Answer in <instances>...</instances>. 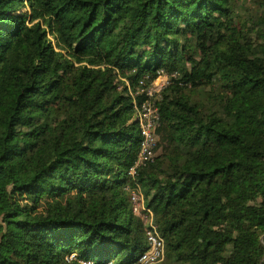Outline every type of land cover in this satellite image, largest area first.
Listing matches in <instances>:
<instances>
[{
    "label": "trees",
    "instance_id": "trees-1",
    "mask_svg": "<svg viewBox=\"0 0 264 264\" xmlns=\"http://www.w3.org/2000/svg\"><path fill=\"white\" fill-rule=\"evenodd\" d=\"M137 184L161 264H264V0H0V264H131Z\"/></svg>",
    "mask_w": 264,
    "mask_h": 264
},
{
    "label": "built area",
    "instance_id": "built-area-1",
    "mask_svg": "<svg viewBox=\"0 0 264 264\" xmlns=\"http://www.w3.org/2000/svg\"><path fill=\"white\" fill-rule=\"evenodd\" d=\"M173 77H176L174 75ZM171 77L165 73H161L160 77L153 85L148 87L145 92V100L139 104L134 97L135 121L139 124L141 131V148L137 161L133 168L129 171V176L135 178L140 168L146 167L154 163L158 157V134L159 127V107L158 103L161 99L163 90L170 85ZM143 84V82H142ZM130 194L131 208L134 215L141 218L146 227L147 249L131 264H161L166 259V243L161 236L157 225L154 221V213L147 206L145 197L142 193L140 185L135 187H127ZM74 257V256H72ZM82 264H92L82 262ZM108 264H114L109 262Z\"/></svg>",
    "mask_w": 264,
    "mask_h": 264
},
{
    "label": "rangeland",
    "instance_id": "rangeland-1",
    "mask_svg": "<svg viewBox=\"0 0 264 264\" xmlns=\"http://www.w3.org/2000/svg\"><path fill=\"white\" fill-rule=\"evenodd\" d=\"M249 4V3H248ZM250 5V4H249ZM122 80H124V79H122ZM206 94V93H205ZM203 95V97H202V100H204L205 98H206V95ZM205 107H206V103H202L201 104V110H204L205 109ZM160 141V135H158V142ZM162 153V148H159L158 150H157V154H158V156L160 155ZM142 189V188H141ZM126 190H127V187H126ZM142 193H143V195H144V192H143V190H142ZM145 197V196H144ZM138 217V216H137ZM140 218V217H139ZM141 219V218H140Z\"/></svg>",
    "mask_w": 264,
    "mask_h": 264
}]
</instances>
